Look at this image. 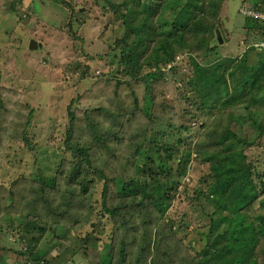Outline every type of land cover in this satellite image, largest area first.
Wrapping results in <instances>:
<instances>
[{"label":"rangeland","instance_id":"rangeland-1","mask_svg":"<svg viewBox=\"0 0 264 264\" xmlns=\"http://www.w3.org/2000/svg\"><path fill=\"white\" fill-rule=\"evenodd\" d=\"M249 2L257 3L255 0ZM239 6L240 0H227L220 18L222 29L216 22L208 36L215 41L217 31L227 41L218 44L220 56L217 60L244 59L242 43L248 25L238 13ZM68 16L72 19L70 29L65 27ZM126 31L119 16L102 0H0V264H26L30 251L42 253L50 264H71L70 259H73L72 264H100L98 253L106 243L96 241L86 253L79 251L81 245L77 242L70 246L57 244L55 237L62 241L69 237L64 236L63 228L58 224L60 209L52 208L57 211H51L55 213L53 221L47 222L42 217L40 220L46 222L37 221L40 227L47 228L42 234L35 230L37 223L25 209L26 201L23 205L24 196L40 187L33 179L42 175L40 177L46 181L54 180L55 190L41 196H45L51 206L61 208L65 201L63 195L74 191V186L67 184V175L78 161L76 156L73 157L71 147L81 148L83 143L91 142L84 130L90 123H99L108 140L102 144L98 142L93 151L97 162H93L92 171L97 169L100 173L92 172L87 179L100 188L86 200L92 205L91 215L98 221L104 220V207L112 209L121 205L124 210L131 209L130 225L146 220L142 209L136 206L139 197L126 201L116 199L119 182L136 176L131 159L135 155L134 149L129 147L133 141H130V133H141L145 124L140 123L145 122L143 114L134 112V102L143 97L144 84L139 76L135 79L128 75L129 67L121 58L122 49L117 42L124 38ZM31 39L42 46L29 50ZM260 56L249 54L247 61L253 63ZM196 60L204 62V59ZM171 66L179 70L176 78L167 67L165 80H157L151 85L152 98L159 102L155 107L159 110L157 116L165 125H182L190 132L185 134L181 129L161 128L170 135L169 143L174 145L181 140L186 145L181 146L180 151L192 149L196 143H204V135H213L214 139H206L212 143L226 128L234 131L236 126L230 124L229 112L206 116L203 125H209L207 131L199 130L201 124L198 121H190L185 113L196 110L180 99L177 88L183 87L180 80L190 73L191 66L184 55L178 56ZM147 72L144 68L140 75ZM162 105H167L168 110L161 111ZM100 107L106 113L117 114L119 120L103 122ZM234 111L238 113V110ZM69 112L74 113L76 121L72 136L66 141ZM135 124L137 127L132 129L131 125ZM243 131L244 136L251 135L247 126ZM109 133L112 136H108ZM251 140L253 143L243 149L246 162L264 174V134ZM170 167L175 168V162ZM188 167L186 176L179 180L180 185L166 215L159 225L150 227L152 235L155 232L164 235L162 248L165 251H160L170 256L165 264L201 263L204 249L206 258L212 253L208 251L206 237L209 219L199 215L205 203L196 199L199 191L208 189V184L203 183L210 182L211 166L200 162L192 153ZM104 183L107 188L105 195H101ZM135 209L141 212L136 213ZM145 209L148 213V209L153 208L147 205ZM253 211L254 215L264 214L257 203ZM40 215L45 216L42 211ZM153 216H156L155 212ZM105 219L106 232L102 238L109 242L113 222L110 218ZM27 220L35 224L31 225L34 229L29 228L26 232L22 228ZM131 240L128 254L134 253L135 249L138 251L142 243L139 236L138 239L131 236ZM21 253L27 255L23 257ZM153 256L158 257V254L153 253ZM255 258L258 264H264V239L255 249Z\"/></svg>","mask_w":264,"mask_h":264},{"label":"trees","instance_id":"trees-1","mask_svg":"<svg viewBox=\"0 0 264 264\" xmlns=\"http://www.w3.org/2000/svg\"><path fill=\"white\" fill-rule=\"evenodd\" d=\"M226 1L102 0L109 10L119 16L127 30L124 38L117 41L122 49L121 58L129 67L127 73L135 79L139 76L140 82L144 84L143 97L134 102V112L143 114L145 122L140 123L145 124L141 133H130V141H133L129 147L134 149L135 155L131 159L136 176L119 182L116 199L126 201L139 197L140 201L136 206L142 209L146 220L130 225L131 209L124 210L121 205L112 209L104 207V220L98 221L91 215L92 205L86 200L93 197L100 188L97 183L92 184L93 180L87 179L92 172L100 173L96 168L92 171L93 162H97L93 151L98 142L102 144L104 140H108L99 123H90L84 130L91 142L83 143L81 148L71 147L73 157L76 156L78 161L67 175V184L74 186V191L62 194L65 201L61 208L58 205L51 206L50 201L41 196L42 193L55 190L54 180L46 181L40 177L42 175L33 179L35 185H40L39 189L36 192L29 191L24 196L23 205L26 201L24 207L36 223L46 222L40 220V217L47 222L53 221L55 213L51 211L56 210L52 208L60 209L58 224L63 228L64 236L69 237H66L67 241L55 237L57 244L70 246L77 242L81 245L79 251L86 253V249H90L96 241L106 243L98 253L100 264H165L170 256L160 251L164 250V235H157L156 232L152 235L150 227L159 225L161 218L169 210L180 185L179 180L187 174L193 153L200 162L209 164L212 171L210 182L203 183L208 184L207 191H199L196 197L197 201L205 203L199 215L209 219L206 237L208 251L212 253L206 258L204 255L207 252L204 249L202 262L198 261L196 264H258L255 249L264 239V214L254 215L253 207L257 203L258 208L264 210V174L258 173L246 162L243 149L253 143L252 137L257 139L264 134V48L260 47V44L264 43V20L244 16L241 9L252 7L256 11L264 12V0H255L256 4L250 3L249 0H240L238 13L244 18L245 25H248L242 43L245 47L244 59L235 57L217 60L220 56L217 51L219 39L212 41L208 36L211 35L216 22L220 30L222 29L220 18ZM71 21V16H68V22L65 24L67 29L71 26ZM220 40L227 43L223 36ZM249 54L262 56L250 63L247 61ZM182 55L189 61L191 71L188 75H183L180 80L183 87L177 89L180 99L196 110L186 112V116L190 121H198L201 124L199 130L207 131L209 125H203L206 116L213 113L218 116L226 115L229 112L230 124H234L236 129L231 131L229 127L226 128L212 143L206 142V139H214L209 133L204 135V143L198 142L192 149L180 151L179 148L186 143L177 140L171 145L170 135L161 128L166 127L171 131L181 129L185 134H188L190 129L182 125H165L158 119L159 110L155 107L156 102H159L158 99L152 98L151 85L157 80H165L167 67L176 78L179 70L171 64ZM195 58L204 59V62ZM144 68L148 72L140 75ZM98 110H101L104 116L103 122L109 121L108 119L119 120L117 114L106 113L101 107ZM160 110H168L167 105H162ZM234 110H238V113ZM134 112H131V115H134ZM68 117L70 120L66 141L71 138V130L76 121L74 113L69 112ZM158 125L160 128H157ZM131 126L133 129L137 124ZM244 126L251 130L250 136H244ZM108 136L112 135L109 133ZM174 162L175 168H171L170 164ZM106 188L107 184L104 183L101 195H105ZM147 205L153 208L148 209V213L145 209ZM40 211L45 216L40 215ZM134 212L141 211L135 209ZM105 218H110L113 222L109 242H104L102 238L106 232ZM117 219L120 220L118 224ZM32 223L35 224L34 221L27 220L22 230L27 232L29 228L34 229ZM39 225L37 223L35 230L45 234L47 228ZM131 236L137 239L139 236L142 243L138 251L135 249L134 253L128 254L127 250L132 246ZM153 253L158 254V257H154ZM26 255L20 254L23 257ZM52 255L56 257L55 254ZM70 260L72 264L73 259ZM25 263L50 264L43 258L42 253L38 255V251H30Z\"/></svg>","mask_w":264,"mask_h":264},{"label":"built area","instance_id":"built-area-1","mask_svg":"<svg viewBox=\"0 0 264 264\" xmlns=\"http://www.w3.org/2000/svg\"><path fill=\"white\" fill-rule=\"evenodd\" d=\"M241 13L242 15L250 17L252 19L264 20V12L256 11L252 7L241 9ZM260 47L264 48V43L260 44Z\"/></svg>","mask_w":264,"mask_h":264},{"label":"water","instance_id":"water-1","mask_svg":"<svg viewBox=\"0 0 264 264\" xmlns=\"http://www.w3.org/2000/svg\"><path fill=\"white\" fill-rule=\"evenodd\" d=\"M216 33V39H219V44H221L222 43V41L220 40V36H219V34H218V32L216 31L215 32ZM41 46H40V44H38L35 40H30L29 41V46H28V48L30 49V50H36V49H38V48H40Z\"/></svg>","mask_w":264,"mask_h":264},{"label":"clouds","instance_id":"clouds-1","mask_svg":"<svg viewBox=\"0 0 264 264\" xmlns=\"http://www.w3.org/2000/svg\"><path fill=\"white\" fill-rule=\"evenodd\" d=\"M33 40V39H32ZM28 46H29V44H28ZM29 49V48H28ZM39 49V48H38ZM30 50V49H29ZM37 50V49H36Z\"/></svg>","mask_w":264,"mask_h":264},{"label":"crops","instance_id":"crops-1","mask_svg":"<svg viewBox=\"0 0 264 264\" xmlns=\"http://www.w3.org/2000/svg\"><path fill=\"white\" fill-rule=\"evenodd\" d=\"M259 3V2H258Z\"/></svg>","mask_w":264,"mask_h":264}]
</instances>
